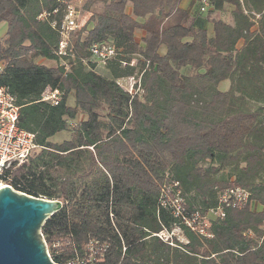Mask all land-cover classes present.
I'll list each match as a JSON object with an SVG mask.
<instances>
[{"label":"trees","instance_id":"trees-1","mask_svg":"<svg viewBox=\"0 0 264 264\" xmlns=\"http://www.w3.org/2000/svg\"><path fill=\"white\" fill-rule=\"evenodd\" d=\"M74 1L88 22L71 54L58 56ZM180 1L0 0V22L13 35L0 53L8 60L0 85L39 147L0 184L61 202L41 227L54 263L82 264L96 241L105 249L92 264H264V0H208L205 11L194 0L202 17L231 8L232 23L210 20L211 35ZM136 30L145 33L140 43ZM92 44L117 51L103 66L107 76L95 69ZM129 77L138 80L133 94L121 85ZM224 80L229 88L220 91ZM46 87L61 91L57 105L41 100ZM79 113L69 139L52 142ZM225 169L231 180L217 176ZM230 187L245 190L247 203L215 214ZM195 215L209 236L186 224ZM175 228L184 241L156 235Z\"/></svg>","mask_w":264,"mask_h":264},{"label":"built area","instance_id":"built-area-1","mask_svg":"<svg viewBox=\"0 0 264 264\" xmlns=\"http://www.w3.org/2000/svg\"><path fill=\"white\" fill-rule=\"evenodd\" d=\"M208 6V0H202L200 10L205 11ZM88 18L89 16H86L79 10L75 9L71 4L67 6L66 14L59 28V42L56 51L58 56H68L71 54L75 32L86 25ZM89 53L94 61L103 67L110 59L116 56L117 51L114 46L109 44H92L89 47ZM7 63L8 60L6 59L0 60V75L4 72ZM126 81L128 82V85L124 88L128 93L133 94V86L138 82V80L133 77H129ZM61 96L62 93L57 88L52 89L46 87L41 93V100L55 106L60 102ZM18 117L19 107L16 105L15 97L7 90L6 87L0 85V176L3 175V173L9 168L13 166L17 167L26 162L32 153L39 148L35 143L34 134L19 127ZM70 126L75 128V122L70 123ZM3 185L4 184H0V187ZM248 197L249 194L239 187L226 188L219 194V206L214 213L222 215L225 207L240 209L245 206L248 201ZM173 206V214L176 216L180 213V200L175 199ZM197 218L198 216L195 215L192 222L186 221V224L192 230H197L199 234L209 236L205 231L207 220L203 219L200 221L202 222V225L199 224L196 227L195 221ZM262 229L264 231V223L262 225ZM161 232L156 235L160 239L164 240L161 236ZM104 249V245H99L96 241H90L87 245V259L81 263L92 264L91 262L94 260L93 256L95 254L98 255L100 260L103 257ZM124 250L125 248H123V251ZM48 256L50 257L49 253Z\"/></svg>","mask_w":264,"mask_h":264},{"label":"water","instance_id":"water-1","mask_svg":"<svg viewBox=\"0 0 264 264\" xmlns=\"http://www.w3.org/2000/svg\"><path fill=\"white\" fill-rule=\"evenodd\" d=\"M60 208L58 200L0 187V264H57L48 256L41 227Z\"/></svg>","mask_w":264,"mask_h":264},{"label":"rangeland","instance_id":"rangeland-1","mask_svg":"<svg viewBox=\"0 0 264 264\" xmlns=\"http://www.w3.org/2000/svg\"><path fill=\"white\" fill-rule=\"evenodd\" d=\"M72 6L75 9L81 8L82 1H74ZM97 6H99V5H97ZM220 8L221 9L223 8L225 10L221 11L220 9H218V10L212 11L213 9L211 10V8H210L211 11L209 12V14L206 15L205 20H207L209 22L210 20H213V19H220V20H224V21H227V22H231L232 21V16H231V12H230L231 9L229 7H227L226 5H223ZM83 14H85L86 16H89L87 13H83ZM79 30L80 29L76 30V32H78ZM6 31H7L6 23L5 22H0V53H2V54L5 53L9 49V47H8L9 43L11 42V39L13 38V35L12 34L11 35H7ZM76 32H75L74 38L76 36ZM35 61L38 64H41V65H44V66H47V67L48 66H56L57 65L56 61H52V60L51 61H46V60H42V59H36ZM95 64H96V68H95L96 71L101 74L102 66L100 64L96 63V62H95ZM122 85L124 87H127L128 82L127 81H123ZM229 85H230V82L228 80H224V81H222V82H220L218 84V89L220 91H226L229 88ZM67 104H69V105L73 104V98L71 96H68ZM84 118H85V115L83 113H79L77 115V117L74 119L75 124L77 125V123H80ZM73 129L74 128H72L69 125V127H68V129L66 131L57 133L56 135H54L51 138V141L54 142V143H60L63 140L69 139V137L71 136V134L73 132ZM36 152L37 151L35 150L33 152L32 156ZM233 173L234 172H232L231 169H225V170L221 171L217 176L220 177V178H224L226 180H231V178L233 176ZM4 185H9V184H4ZM37 197L47 199L45 196H43L41 194H38ZM210 216L207 215V217H210ZM161 236H162V238L164 240L169 239L170 236H175L178 240L184 241V238L181 235L180 230L178 228L173 229L172 233H170V234L167 233L166 231H162L161 232Z\"/></svg>","mask_w":264,"mask_h":264},{"label":"crops","instance_id":"crops-1","mask_svg":"<svg viewBox=\"0 0 264 264\" xmlns=\"http://www.w3.org/2000/svg\"><path fill=\"white\" fill-rule=\"evenodd\" d=\"M227 7H229V6H227ZM179 8L190 12V14L192 16L196 17V19L194 20V26L196 28L204 29L206 31L207 35H211L212 34L211 22L210 21L208 22L207 20H205V17L199 16V14L197 15V13H198V5H197V3L194 0H181L180 3H179ZM211 10H212V8H211ZM220 10L223 11L225 9L222 8ZM126 12L129 13L130 12V8H127ZM230 12H231V10H230ZM222 21H224V20H222ZM224 22L228 23V24L232 23V21L231 22L224 21ZM144 35H145L144 31L136 30L135 33H134V40L136 42L140 43L141 39L144 37ZM159 51H160L161 54H163L165 50L162 47V48H160ZM42 60H45V59H42ZM46 61H51V60H46ZM48 67H55V66H48ZM101 74H103L104 76H107V72L105 71L104 67H102ZM69 96L72 97V94H70Z\"/></svg>","mask_w":264,"mask_h":264},{"label":"bare ground","instance_id":"bare-ground-1","mask_svg":"<svg viewBox=\"0 0 264 264\" xmlns=\"http://www.w3.org/2000/svg\"><path fill=\"white\" fill-rule=\"evenodd\" d=\"M4 186V185H3Z\"/></svg>","mask_w":264,"mask_h":264}]
</instances>
